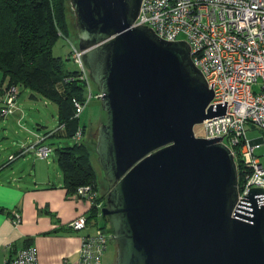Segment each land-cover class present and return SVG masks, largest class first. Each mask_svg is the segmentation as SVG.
I'll return each instance as SVG.
<instances>
[{"label":"water","instance_id":"1","mask_svg":"<svg viewBox=\"0 0 264 264\" xmlns=\"http://www.w3.org/2000/svg\"><path fill=\"white\" fill-rule=\"evenodd\" d=\"M70 1L107 114L95 146L116 264H264V189L240 199L231 149L196 135L227 101L210 105L190 45L136 25L142 0Z\"/></svg>","mask_w":264,"mask_h":264},{"label":"built area","instance_id":"2","mask_svg":"<svg viewBox=\"0 0 264 264\" xmlns=\"http://www.w3.org/2000/svg\"><path fill=\"white\" fill-rule=\"evenodd\" d=\"M136 25H147L164 40H185L191 47L192 58L212 88L215 98L210 105L227 101L226 115L207 119L201 125V138L222 137L231 149L238 166L239 198L251 188L264 189V164L256 155L259 139H248L247 125L264 130V0H142ZM70 61L77 66L80 78L85 80L90 98L100 100V91H91L92 78L84 66L83 51L71 42ZM255 86L259 88L255 89ZM19 91L16 87L0 91V109L3 115L17 110ZM75 101L77 115L88 106ZM82 129L75 134L76 142L84 139ZM46 135L32 146L23 148L21 154L32 149L40 159H47L51 146L43 144ZM17 158L11 155L10 159ZM76 196L97 204L102 213L103 202H97L99 192L90 185L80 186ZM264 203V202H263ZM89 216L82 214L71 221L70 228L76 232L88 229ZM15 226L21 215L14 211ZM79 264H104L103 257L113 235L110 230L99 228L94 234L82 236ZM5 264H38L35 246L16 251Z\"/></svg>","mask_w":264,"mask_h":264},{"label":"trees","instance_id":"3","mask_svg":"<svg viewBox=\"0 0 264 264\" xmlns=\"http://www.w3.org/2000/svg\"><path fill=\"white\" fill-rule=\"evenodd\" d=\"M65 3L66 0H0V71L3 81H9L8 87L31 89L34 100L40 94L57 104L58 127L43 135L64 141L55 147V152L67 193L76 194L80 186L86 185L99 192L91 158L96 150L85 139L90 125L81 123V115L75 109V101H87L86 82L77 68L67 67L69 52L66 56L54 54L62 37L71 44ZM80 128L85 137L76 142L74 137ZM100 201L106 205L101 192L97 199ZM99 215L102 213L95 203L89 220Z\"/></svg>","mask_w":264,"mask_h":264},{"label":"crops","instance_id":"4","mask_svg":"<svg viewBox=\"0 0 264 264\" xmlns=\"http://www.w3.org/2000/svg\"><path fill=\"white\" fill-rule=\"evenodd\" d=\"M8 82L7 79L3 81L0 72L2 87L7 88ZM22 88L18 87L20 93ZM30 98L33 99L32 96ZM18 107L17 113L23 108L20 103ZM16 115V120L8 121L7 127L12 131L15 129L14 121H17V125L22 122V116ZM15 131L16 136H7L0 130V264H5L17 250L27 246H35L38 264H79L82 236L96 233L103 228L102 223H97V219L90 220L89 228L82 232L70 228L75 218L82 214L90 215L92 204H88L83 197L67 193L59 165L36 168L30 158L33 156H27L33 149L20 155L27 147H22L21 141L26 139L17 135L18 130ZM25 131L31 132L30 129ZM46 131L48 129L41 133ZM28 143L24 142V145ZM11 155H17V158L11 160ZM29 165H33L30 173L26 172ZM14 211L21 215L22 222L18 226L11 219Z\"/></svg>","mask_w":264,"mask_h":264},{"label":"rangeland","instance_id":"5","mask_svg":"<svg viewBox=\"0 0 264 264\" xmlns=\"http://www.w3.org/2000/svg\"><path fill=\"white\" fill-rule=\"evenodd\" d=\"M65 7H66L65 8L66 9V19L68 20L69 33H70L69 40L72 43H76L79 45L75 13H74V9L71 8L70 0H66ZM56 44L57 45L54 47L55 55L66 56V54L70 51L71 44L68 42L67 39L62 37L61 39L58 40ZM67 67H69L70 69L77 68V66L74 65L71 61H67ZM255 89L259 90L257 86H255ZM92 90L98 91V88L93 82H92L91 91ZM21 91L22 93H20L16 101V104L18 107L20 103V106H22L24 109L22 108V111H19L18 113L16 110V112H14L13 114H8V116L3 115L0 109V116L2 118V122L0 123V130L3 131L4 135H7V136L9 134L11 136H16L15 130H18L17 135H21V137H25V139L27 140V141L26 140L21 141L22 147L28 146V145L32 146L36 144L39 138L43 136L44 133H41L43 132V130L48 129V130L54 131L58 127V113H57L58 106L55 102L54 103L50 102L49 100H47L44 96H41L40 94H38L39 99L37 100L31 99L30 95L33 92L31 89L22 88ZM89 94H88V98H90ZM89 100L90 101L88 103V106H86V108L83 110V113L81 114L80 120L82 124L90 125L89 130L86 134L88 136L85 137V139L87 143L90 145V147L92 149L95 148L96 150L95 142L98 137L97 133H98L99 127L101 126V121L106 119L107 114L102 110V107H101L102 100L101 99L98 100L93 95ZM17 109H19V107ZM16 114L18 115L20 114L22 116L21 118L22 122L17 125V121L16 122L14 121L12 124H13V127H15V129H13L12 131L10 130L9 126L7 127V125H8L9 119L16 120L15 118L17 116ZM202 126L203 125L198 124L194 128L196 135L198 137H202L204 135ZM246 128H247L248 139L250 140L252 139L261 140L262 139L263 140L261 144L255 148V151H256V155L260 158V161L264 164V130L262 131L257 128H254L252 125H247ZM25 129H30L31 130L30 134L29 132L27 133ZM24 142H29V143L24 145ZM45 142H46V145L51 146L53 149L52 153L47 159L42 160L38 158L35 150H33L32 153L27 154L28 157L30 155L33 156L30 158L33 159L34 166L36 164V168H39V169L41 167L52 168V166L59 165L57 161L55 162L56 160V152H55L56 148L55 147L61 146L62 142L64 141H62V139L59 137H52V138L45 140ZM49 144H52V145H49ZM91 158H92V164L95 169L96 176H97L96 181H97L98 191L101 192L103 196H105V200L107 203V198L109 194L108 187H107L106 181H104V177H103L104 174H103L102 169L99 166L96 151L94 152L93 150V154L91 155ZM32 169H33V165H29L26 172L30 173L29 171H31ZM88 204L91 205V202L89 200H88ZM106 205H104V207ZM101 216L102 215H99L98 218L93 217L91 221H96V219L99 220L97 223H100V224L102 223L101 226L104 225L105 229L107 231L110 230V232L113 235V230H112L113 228L110 223V218L107 216L105 218ZM106 250L107 251L103 257L104 264H116V256H117L118 249H117V243L115 239L110 240Z\"/></svg>","mask_w":264,"mask_h":264}]
</instances>
